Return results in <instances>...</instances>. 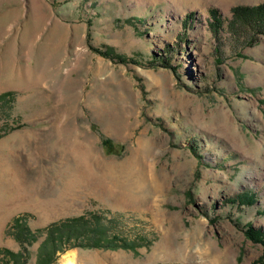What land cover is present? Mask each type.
<instances>
[{
	"label": "rangeland",
	"instance_id": "obj_1",
	"mask_svg": "<svg viewBox=\"0 0 264 264\" xmlns=\"http://www.w3.org/2000/svg\"><path fill=\"white\" fill-rule=\"evenodd\" d=\"M261 3L0 0V247L19 216L39 264L77 219L51 264H264V34L232 23Z\"/></svg>",
	"mask_w": 264,
	"mask_h": 264
},
{
	"label": "trees",
	"instance_id": "obj_2",
	"mask_svg": "<svg viewBox=\"0 0 264 264\" xmlns=\"http://www.w3.org/2000/svg\"><path fill=\"white\" fill-rule=\"evenodd\" d=\"M233 20L235 26L239 27V29H245L247 31H255L257 34H264V3L255 5V6H237L232 9ZM249 44L254 43V41H247ZM96 51L107 58H114V54L111 53L110 50L100 51L96 49ZM117 60L120 62H126V58L122 56H118ZM12 93L6 92L0 95V104L2 102H9L8 97L12 96ZM103 145L110 151L111 153H121L124 150V146L116 147L110 140H104ZM81 220H64L59 223H53L46 228V231L49 232L50 238L45 239L43 241L42 246L40 247L38 254V262L39 264H51L54 261V254L57 251L64 250L65 247H60L64 239L69 241L71 237H82L85 238V234L87 233L86 226L84 228H80L77 226L78 223L80 225L85 222ZM12 225L16 227L18 231V238L20 240V250L12 251L5 247H0V264H26L29 258L28 254V246L31 242L36 239L37 232L32 231L27 224L21 219V217H15L12 221ZM11 225V226H12ZM85 225V224H84ZM111 228V227H109ZM92 232L97 236L98 239L104 238V236L109 235V231L106 226H100L99 224H95L92 226ZM245 237L248 240L253 242L261 243L264 246V233L261 229H255L252 226H247L245 229ZM123 245H112V242L106 241L104 244L103 241H94L92 246L95 247H106V248H119V247H129L130 245L121 239H117ZM62 241V242H61ZM58 243V245H57ZM104 244V245H103ZM50 245H56V248L51 250ZM62 246V245H61ZM73 246V245H72ZM264 258V248L262 253V259Z\"/></svg>",
	"mask_w": 264,
	"mask_h": 264
},
{
	"label": "bare ground",
	"instance_id": "obj_3",
	"mask_svg": "<svg viewBox=\"0 0 264 264\" xmlns=\"http://www.w3.org/2000/svg\"><path fill=\"white\" fill-rule=\"evenodd\" d=\"M131 165H133V164H131ZM131 165H129V166H131ZM130 168V167H129ZM128 170V169H127ZM129 171V170H128ZM127 171V172H128ZM131 171V170H130ZM129 171V172H130ZM136 183V182H135ZM137 186V185H136ZM146 187V186H145ZM145 187H144V190H145ZM133 188L134 187H132V188H128L127 187V189H126V187H125V189H126V191L124 192V196L126 197V199H128V198H131V197H133V194H134V191H133ZM147 188H149V187H147ZM124 189V188H123ZM122 189V190H123ZM135 189V188H134ZM122 194H123V192H122ZM122 200V199H121ZM120 203H123L122 201H119ZM131 202V201H130ZM118 205H120V204H118ZM124 206V205H123ZM74 262H75V259H74V257L72 256V254H69V255H64V263L65 264H74Z\"/></svg>",
	"mask_w": 264,
	"mask_h": 264
}]
</instances>
